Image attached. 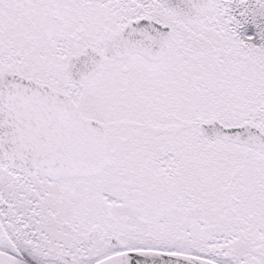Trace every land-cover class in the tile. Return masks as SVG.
Segmentation results:
<instances>
[{"label": "snow or ice", "instance_id": "6c2138e0", "mask_svg": "<svg viewBox=\"0 0 264 264\" xmlns=\"http://www.w3.org/2000/svg\"><path fill=\"white\" fill-rule=\"evenodd\" d=\"M0 264H264V0H0Z\"/></svg>", "mask_w": 264, "mask_h": 264}]
</instances>
